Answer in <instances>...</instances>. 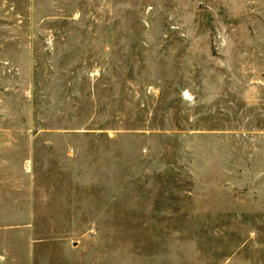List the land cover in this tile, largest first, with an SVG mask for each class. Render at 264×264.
<instances>
[{"label":"rangeland","instance_id":"obj_1","mask_svg":"<svg viewBox=\"0 0 264 264\" xmlns=\"http://www.w3.org/2000/svg\"><path fill=\"white\" fill-rule=\"evenodd\" d=\"M0 264H264V0H0Z\"/></svg>","mask_w":264,"mask_h":264}]
</instances>
